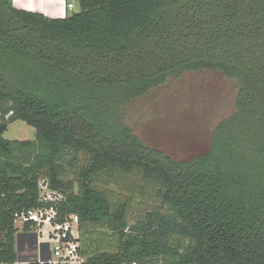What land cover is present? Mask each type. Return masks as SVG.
Here are the masks:
<instances>
[{
  "label": "trees",
  "instance_id": "trees-1",
  "mask_svg": "<svg viewBox=\"0 0 264 264\" xmlns=\"http://www.w3.org/2000/svg\"><path fill=\"white\" fill-rule=\"evenodd\" d=\"M202 69L239 80L236 110L207 152L177 160L124 107ZM18 119L35 139L4 136ZM42 178L65 195L61 217L79 215L82 264H264V0H80L59 18L0 0V264L26 233L16 213L54 204ZM104 186L165 208L130 224L129 199Z\"/></svg>",
  "mask_w": 264,
  "mask_h": 264
},
{
  "label": "rangeland",
  "instance_id": "rangeland-1",
  "mask_svg": "<svg viewBox=\"0 0 264 264\" xmlns=\"http://www.w3.org/2000/svg\"><path fill=\"white\" fill-rule=\"evenodd\" d=\"M238 90L239 80L219 70H189L181 76H171L163 84L128 102L124 107L125 121L148 145L166 151L177 160H189L210 149V137L215 127L236 110ZM4 136L8 139H35L36 128L18 119L9 122ZM81 156V162H86L88 156ZM65 178L78 182L74 173H67ZM104 187L114 205L129 199L130 224L152 209L165 208L160 200L150 198L148 190L145 197H132L115 186ZM75 189L78 190V186ZM17 225L19 232H23L22 223ZM97 227L112 233L106 224ZM43 229L46 239L50 226L45 225ZM23 238L19 255L30 258L34 252L26 239L33 237L29 234Z\"/></svg>",
  "mask_w": 264,
  "mask_h": 264
},
{
  "label": "built area",
  "instance_id": "built-area-1",
  "mask_svg": "<svg viewBox=\"0 0 264 264\" xmlns=\"http://www.w3.org/2000/svg\"><path fill=\"white\" fill-rule=\"evenodd\" d=\"M69 8H74V4L69 3ZM39 186L41 200L54 204L23 209L16 213V226L22 223L25 231L27 223H30L27 231L35 233V236H30L33 238L27 240L28 247L33 250L34 255L26 258L18 253L13 264H82L85 257L80 250L79 215L69 213L62 218L58 204L65 200V195L53 189L46 178L40 180ZM45 225L50 226L46 239L43 229Z\"/></svg>",
  "mask_w": 264,
  "mask_h": 264
},
{
  "label": "crops",
  "instance_id": "crops-1",
  "mask_svg": "<svg viewBox=\"0 0 264 264\" xmlns=\"http://www.w3.org/2000/svg\"><path fill=\"white\" fill-rule=\"evenodd\" d=\"M14 5L20 9L41 12L49 17L59 18L70 15L72 12L80 10V0H12ZM69 3L74 4V8H69ZM79 7V8H78ZM26 232V233H25ZM24 235L19 238V250L23 244V237L35 236V233L23 231ZM28 239H26L27 242Z\"/></svg>",
  "mask_w": 264,
  "mask_h": 264
},
{
  "label": "water",
  "instance_id": "water-1",
  "mask_svg": "<svg viewBox=\"0 0 264 264\" xmlns=\"http://www.w3.org/2000/svg\"><path fill=\"white\" fill-rule=\"evenodd\" d=\"M19 238H20V234H19V236H18V242H19Z\"/></svg>",
  "mask_w": 264,
  "mask_h": 264
}]
</instances>
